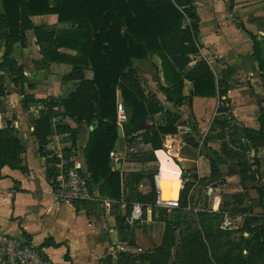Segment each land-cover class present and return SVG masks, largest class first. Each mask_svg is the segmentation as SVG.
I'll list each match as a JSON object with an SVG mask.
<instances>
[{"label":"crops","instance_id":"1","mask_svg":"<svg viewBox=\"0 0 264 264\" xmlns=\"http://www.w3.org/2000/svg\"><path fill=\"white\" fill-rule=\"evenodd\" d=\"M192 1L199 16V54L192 56L189 66L197 58L205 57L216 79L227 83L226 93L194 94L192 81L185 77L184 97L181 102L174 103L165 97V91L160 87L169 85L162 76L160 60L154 58L157 55L133 59L135 74L145 94L154 95L163 106L146 117L150 133H156L158 126L167 124L169 112L177 115V129L160 133L161 144L155 148L145 139L144 128L128 132L125 121L119 125L113 148L121 155L117 162L109 156L111 167L120 172L121 196L118 198L100 195L98 187L93 186L94 200L79 202V205L53 202L49 174L52 165L47 157V147L54 143L41 146L34 132L35 120L49 113L50 133L59 131L60 124L76 129L73 152L83 158L89 180L84 147L91 124H77L68 116L64 119L66 115L61 113L62 106L57 101L74 90L80 79L66 77L75 65L72 59H51L40 49L33 28L25 30L24 43L16 41L13 44L11 55L23 66L24 81L20 90L11 79L12 73L0 70L5 89L0 95V129L9 127L23 148L15 165L0 166V224L9 233L24 235L34 244H42L55 264H124L119 260L121 255L133 256L134 264H147L140 254L152 250L160 241H155L157 244L149 248L144 240L152 241L156 233L157 239L161 240L165 222L159 217V209L165 207L158 206L155 199L152 203L144 201L141 218L131 221L128 215L135 200L131 199L130 193L137 191L149 196L154 191L156 198L155 182L159 185L162 181L165 195L170 196L166 178L178 180L177 195H174L178 198L188 182V201L192 199L189 202L206 209L212 208L215 201L220 203L226 193L241 192L245 197L248 194L255 197V192L258 193L259 185L249 176L243 178L238 164L228 155V147L219 131L221 125L226 129L236 124L254 136L253 145L248 144V147L251 152L255 150L250 159L256 158L258 163L251 166L256 169L255 177H263L264 138L259 134V116L264 113V70L252 53L253 42L246 30L264 34V0ZM30 18L34 24L55 31L70 27L69 22L59 21L56 13L33 14ZM4 50L5 47L0 45V60ZM57 51L68 56L76 53L75 48L63 44L57 46ZM82 72L86 78L93 77V70L88 65L83 66ZM50 100L56 103L49 104ZM117 100L122 101L119 88ZM222 105L227 108L219 110ZM241 141L246 143L242 138ZM211 159L216 161L217 175L211 173ZM131 173L141 176L131 180ZM203 192L206 195L201 196L199 193ZM204 202L205 205H201ZM255 204L261 206L260 202ZM256 210L252 213L263 214L262 210ZM123 216L128 224L121 228L119 217ZM115 242H121L123 250L112 251L110 245Z\"/></svg>","mask_w":264,"mask_h":264},{"label":"trees","instance_id":"2","mask_svg":"<svg viewBox=\"0 0 264 264\" xmlns=\"http://www.w3.org/2000/svg\"><path fill=\"white\" fill-rule=\"evenodd\" d=\"M1 5L0 45L5 50L0 60V70L11 72V79L20 86V90L24 81L23 66L15 61L11 53L16 41L24 43L27 28H33L40 49L45 50L51 59H72L75 64L66 77L79 78L80 81L66 97H60L57 101L62 106L61 113L77 124L95 122V126L89 129L84 155L90 171L89 188L92 191L93 185L100 183V195L111 198L121 196L120 172L111 167L109 157V150L113 148L119 135L116 121L117 88L127 107L128 117L124 122L126 131L144 128L145 139L156 148L161 144L160 133L175 132L177 129V115L169 112L167 124L158 126L156 133H150L146 117L161 110L163 106L157 97L145 94L135 74L133 59L149 54L157 55L162 76L169 85L160 87L165 91V97L174 103L181 102L184 97L182 88L185 77L192 81L194 94L212 96L217 91L226 93L227 83L216 79L205 57L197 58L189 66L192 56L199 54V16L192 0H1ZM42 13H56L57 19L69 22L70 27L55 31L53 28L34 24L30 16ZM246 31L253 42L252 53L264 70V34ZM60 44L75 48L76 53L68 56L58 52L57 46ZM84 65L93 70L92 78L84 77ZM3 80L4 76L0 73V95L5 92ZM48 102L56 103L52 100ZM226 108V105L218 107L219 110ZM49 117L47 113L35 120L34 132L39 137L41 146L46 144L47 135L51 131ZM259 122V134L264 138V113L259 116ZM222 123H225L224 119ZM221 126L220 136L224 132V125ZM231 127L235 128L241 141L237 125L233 124ZM58 130H70L72 140H75V128L60 124ZM244 135L253 145L254 136L247 129H244ZM241 143L248 147L249 143ZM22 148L20 140L12 134L9 127L0 129V166L15 165ZM49 159L54 161L56 158ZM253 163H258L256 158ZM237 164L243 178H255L252 164L246 161ZM210 169L213 175L219 174L214 159L210 160ZM49 174L52 175L51 168ZM130 175L131 180L141 176L139 173ZM189 187V183H185L180 192V204L172 210H180L187 205ZM257 191L261 197L259 186ZM130 196L132 200L140 202L152 203L155 199L154 191L149 196L134 191ZM85 201L75 200L74 204L79 205V202ZM260 205L264 208L263 201ZM166 212L165 208L159 209V217L165 222L159 244L139 256L147 264H169L171 258L170 264H264V261H257L260 250L264 248V239L258 238L256 247L252 246L244 253L238 243H235L236 250L233 247L226 248L229 239H220L226 234L220 228L209 229L207 232L199 228H188L187 232L180 234L172 251L174 229L179 220ZM195 212L201 213L200 209ZM263 215L264 213H252L249 218L257 219ZM119 221L120 227L124 228V216L119 217ZM129 256L121 255L120 262L127 264Z\"/></svg>","mask_w":264,"mask_h":264},{"label":"built area","instance_id":"3","mask_svg":"<svg viewBox=\"0 0 264 264\" xmlns=\"http://www.w3.org/2000/svg\"><path fill=\"white\" fill-rule=\"evenodd\" d=\"M116 112V121L118 125H121L128 117L121 100L116 101ZM63 118L67 119V116ZM49 142H53L54 144L47 147V157L56 158L54 161H51L52 175L50 176V181L53 202L74 203L75 200H94L92 191L89 188L88 176L83 166V158L78 153L73 152L74 142L71 131H53L47 135V142L44 146ZM120 155L121 152L117 149L112 148L109 150V156L113 159V162H117ZM155 191V203L158 206L168 209L179 206L178 196L163 197L162 188L157 182H155ZM185 207L192 208L194 211L200 209L199 206L191 204L189 201ZM141 216L142 202L135 200L128 218L132 221L141 218ZM230 223L231 219L225 216L220 226L225 228ZM0 247L2 248L0 264H55L54 260L44 251L42 246L34 244L24 235L9 233L1 224ZM110 247L112 251L123 250L121 242H115Z\"/></svg>","mask_w":264,"mask_h":264},{"label":"rangeland","instance_id":"4","mask_svg":"<svg viewBox=\"0 0 264 264\" xmlns=\"http://www.w3.org/2000/svg\"><path fill=\"white\" fill-rule=\"evenodd\" d=\"M223 130L224 132L222 133L221 137L224 141V144H226V146L228 147V155L230 156V158H232L235 163L246 161L252 164L253 161L252 159H250L252 156L251 148L241 143V141L237 137L235 128H226L222 129V131ZM252 169L255 173L256 170H254V168ZM255 178L256 179H253V183L259 185L262 191L261 197L257 196V194H259L257 192H255V197H251L249 194L245 197L241 192L226 193L225 196H222L221 202L219 203V201H217L211 204L212 208L210 209L199 206L201 213L198 214L192 208L186 207L181 208L180 210L166 209V214L179 220V223L174 229L175 241L172 246V251L179 241L180 234L187 232L188 228H199L204 232H207L209 229L216 228H220L226 231V234L220 237V239L222 240L224 238L229 239L226 248L233 247V249L236 250L235 243H238V247H242L243 252L246 253L247 249H249L250 247H256L255 242L257 241V239H264V215L258 217L257 219H251L249 218V216L252 214V211H257L256 209H259V211L262 210V212L264 213V208L262 206L257 207V205L255 204L261 201H263L264 203V176ZM165 182L168 186L171 184V182H167V178ZM199 194H201V196L206 195V193L204 192ZM213 198L214 195L211 196V199ZM210 201L209 203H212V201ZM201 205H205V202ZM225 216L231 219V223L229 224V226L223 228L220 226V224L222 223ZM157 235V233L154 234V238L152 241H149L147 239L144 240V243L146 242L145 246L151 248L153 246L152 244H154L155 241H157L158 243L160 241V238L157 239ZM259 253L260 257L257 259V261L262 262L264 261V248L260 250ZM171 259L169 260V264ZM127 264H134L133 256L127 257Z\"/></svg>","mask_w":264,"mask_h":264},{"label":"bare ground","instance_id":"5","mask_svg":"<svg viewBox=\"0 0 264 264\" xmlns=\"http://www.w3.org/2000/svg\"><path fill=\"white\" fill-rule=\"evenodd\" d=\"M166 166V165H165ZM166 170V169H165ZM171 172V171H170ZM171 175V174H170ZM175 175V174H174ZM160 177V176H159ZM161 181V180H160ZM167 182H171V184L168 186H166L169 190H167V194H170V196L168 195H165V192H164V187H163V184H162V181H161V185L162 186V196L163 197H175L174 195H177V186L179 185L178 183V180L175 179V178H171L168 179L167 178ZM170 192V193H169ZM173 195V196H172Z\"/></svg>","mask_w":264,"mask_h":264},{"label":"water","instance_id":"6","mask_svg":"<svg viewBox=\"0 0 264 264\" xmlns=\"http://www.w3.org/2000/svg\"><path fill=\"white\" fill-rule=\"evenodd\" d=\"M154 58H155L157 61H159V58H158L157 56H154ZM93 126H94V122L91 123L90 127L92 128ZM237 128H238V134H239V136L242 138V140L245 141V142H247V143H249L248 139H247V138L245 137V135H244V131H243L241 125H238ZM249 144H250V143H249ZM252 152H253V154H254L255 150L252 149ZM118 165H119V164H117V166H118ZM99 184H100V183H96V184H94L93 186L96 188V187L99 186ZM125 224L127 225L128 223L126 222Z\"/></svg>","mask_w":264,"mask_h":264}]
</instances>
